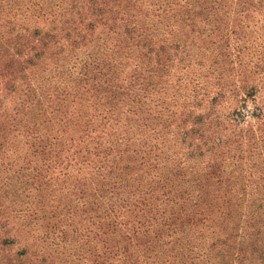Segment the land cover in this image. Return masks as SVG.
I'll return each instance as SVG.
<instances>
[{
  "label": "rangeland",
  "instance_id": "374dc122",
  "mask_svg": "<svg viewBox=\"0 0 264 264\" xmlns=\"http://www.w3.org/2000/svg\"><path fill=\"white\" fill-rule=\"evenodd\" d=\"M170 1L172 11L157 20L146 23L133 16L113 29L116 33L98 35L99 42L62 48L61 60L76 62L70 75L62 74L57 83L50 80V90L56 89L59 99L23 104L19 98L0 104V122L10 129L9 144L19 133L40 135L39 128L47 138L43 160L19 146L14 152H0V264H115L104 255L111 249L106 240L112 242V235L103 226L111 221L102 219V207L95 206L108 207L110 202L106 193L97 191L94 197L86 189L90 178L86 170L104 168L99 155L106 145L115 154L123 153L121 165L128 166L126 188L115 183L117 191L148 198L140 203L148 216L139 234L144 243L155 240L153 222L170 220L169 193L159 211L150 213L149 204L154 196L164 199L167 180L184 184L183 191L193 194L195 204L177 210L169 222L172 228L162 232L160 241L187 240L184 243L194 252L193 245L200 244L202 255L223 226L237 225L240 240L251 224L260 225L264 0ZM88 55L95 59L86 64ZM109 64L117 66L116 78ZM70 65L59 70L66 73ZM115 82L124 88L144 86L147 97L141 115L126 114L110 104L106 92ZM22 104L27 113L17 124ZM101 119L103 125L98 123ZM81 140L86 142L80 147ZM19 156L26 159L17 160ZM112 159L113 154L107 160ZM124 192L119 196L126 197ZM175 215L182 222L174 221ZM127 226L121 231L132 230ZM195 255L173 264H196ZM261 258L254 264H263Z\"/></svg>",
  "mask_w": 264,
  "mask_h": 264
},
{
  "label": "trees",
  "instance_id": "16d2710c",
  "mask_svg": "<svg viewBox=\"0 0 264 264\" xmlns=\"http://www.w3.org/2000/svg\"><path fill=\"white\" fill-rule=\"evenodd\" d=\"M153 1L0 0V104L8 105L19 98H23V104L31 100L51 102V97L56 100L59 99L61 94L56 89L51 88L50 90V80L54 79L57 83L62 74L67 75L69 73L70 75L76 62V58L72 62L70 58L67 61H62L60 50L71 47L76 42L77 46L83 47L89 46V42H99L101 37L98 35L106 37L107 32L116 33L113 29H118L125 19L133 18V16L135 18L139 17L147 23L154 18L157 20L162 13L168 14L172 11V1L166 0L163 4H157ZM108 25H111L112 28ZM99 29H103V31H98ZM50 51L55 56L54 60H51L52 53L48 55ZM94 59V56L88 55L86 64L94 61ZM64 64H71V68L65 69L66 73L59 70L64 67ZM116 67L113 64L107 66L108 70L111 71V75H114L115 78L118 76V73L116 74L117 70H115ZM111 87L106 92V98L111 99L110 104L113 107H121L126 114H133V116L141 115L146 105L144 98L147 97L144 95L146 89L143 85L135 84L129 88H124L115 82ZM23 104L20 108L21 115L17 120V124L23 122L22 117L27 113ZM173 116L171 114V118ZM90 121L89 118V123ZM41 123L38 125L43 127L44 122ZM98 123L103 125V119ZM116 123L118 122H114L113 125H117ZM2 125L3 121L0 122V152L4 149L14 152V147L19 146L26 149V153L30 152L33 157L43 160L47 138L42 129H38L40 135L26 136L25 133H19L16 140L9 144L11 141L7 142L6 135L10 129L7 126L5 129ZM110 125L112 123H109ZM85 142V140H81L80 147ZM26 153L24 155H27ZM77 153H80V148ZM85 154H88V152ZM112 154L113 159L107 160L111 158ZM80 157L81 160H84L83 155H80ZM25 159L26 156L17 158V160ZM99 160H102L104 168L102 166H92L91 169L94 170V174L92 173L93 170H86L90 174V178L86 181V189L94 197L97 191L106 193L107 202H110L108 207L99 206L98 204H95V206L102 207V219L111 221V223L103 226L107 228L108 236L112 235V242L104 237L111 246V249H106L107 253L104 255L106 258L113 259L115 264H173V260L187 261L191 259L192 254H196L194 256L198 261L196 264H254L256 258L257 261L261 257L264 260V214L263 217L258 218L260 225L251 224L247 228L248 230L246 229L245 237L240 240L236 238L240 235L237 225H231L229 228L223 226L221 234L217 235L216 240L214 238L208 243L206 252L202 255L199 254V252H203L200 244L193 245L196 249L194 252L188 242L184 243L187 240L176 238L172 243L160 241L162 232L167 228H172L173 222H169L173 220L177 210H184L195 204L193 194L184 192L183 188L185 186H182L184 184H180L175 180L165 182L170 190L166 189L162 193L164 199L154 196V199L149 200L150 213L152 211L155 213L166 205L164 201L169 199V193L172 197L170 198L172 203L169 205L172 213L169 214V221L161 219L162 223L153 222V227H157L154 230L155 240L149 244L144 243L139 234L143 229V220L148 219V216L142 212L140 203L143 205L145 203L144 199L148 198L138 197L135 199V192L133 193L130 190L126 192L119 190L127 194L126 197L119 196L115 183L117 188H126L127 173L125 169H128L125 163L121 165L125 162L123 153L115 154L106 145L100 151ZM100 169L102 172L98 171ZM135 176L139 180L138 174L135 173ZM80 181L78 182L81 183ZM104 184L107 186H104ZM81 186L84 187L81 183L77 186V189L81 190ZM108 193L113 194V200H111V196H107ZM177 195H180L179 201L174 200ZM100 197H102L101 194ZM175 217L174 221L182 220L177 215ZM133 221H137L138 226ZM127 222H131V224H127ZM126 225H130L127 228L130 227L132 230L128 232L121 231V228ZM136 226L140 228L136 229ZM101 237L102 234L100 233L96 235L97 240ZM108 238L110 239V237ZM103 244H106V242ZM252 259L254 260L252 261ZM95 261L92 258L91 262ZM187 264L194 263L189 262Z\"/></svg>",
  "mask_w": 264,
  "mask_h": 264
}]
</instances>
